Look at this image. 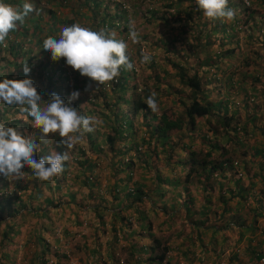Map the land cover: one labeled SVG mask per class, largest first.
Instances as JSON below:
<instances>
[{"label": "rangeland", "instance_id": "1", "mask_svg": "<svg viewBox=\"0 0 264 264\" xmlns=\"http://www.w3.org/2000/svg\"><path fill=\"white\" fill-rule=\"evenodd\" d=\"M22 1L33 2V5L39 4L43 13L48 9L46 0ZM64 1L66 3L64 8L59 6V1H53L49 8L51 10L59 8L63 15L68 18L72 16L76 24L86 26L91 24L92 15L96 12H91L94 9L92 1L81 0L79 1L81 6H77V0ZM95 1L100 3L95 10L100 11L104 4H107L108 13L110 15L116 13L119 16L112 22L114 26L111 31L115 33L116 39L127 43L126 54L134 65L133 71L124 72L122 78L125 81L129 80L139 95H142L145 87L150 95L155 93L159 104L158 110L152 111L154 114L164 110L179 111L180 114L182 108L172 102H177L181 93V99H185L184 103H189V88L180 80L181 69L175 67L176 65L187 67L189 70L194 69L197 78L203 80L205 78L209 80L211 88L216 87L217 91L214 93L217 92L218 96L222 97L228 90L230 98L237 91L224 86L223 76L231 73L234 81L239 80L242 75L255 78V70L261 66L264 68V0L260 3L250 0H229L228 8L234 10L235 18L231 21L221 19V24L217 26V21H210L198 6L196 11L192 6L194 3L187 0H182L176 8L175 3L178 0H125L126 3L124 0H112L117 6L108 3L107 0ZM169 3L174 5L173 8L165 10V5ZM195 4L197 5L196 2ZM121 8L126 10L125 14L121 12ZM145 9L156 10V17L167 11L174 16L173 13L179 9L181 13H189L191 18L190 21L178 24L171 16L167 17L166 13L169 21L164 23L143 12ZM122 16L125 21L121 19ZM181 16L183 18V14ZM44 18L46 16L42 19ZM222 23L226 28L225 35L221 34ZM24 26L30 27L25 24ZM213 28L216 32H209ZM62 29H57L56 35H59ZM130 29L137 32L138 42H133L130 38ZM205 35L208 37L204 38ZM196 36L200 38V45L205 46L206 41L211 45L205 50L199 49ZM30 43L31 40L26 38L24 48ZM33 46L37 49L33 54L40 55L38 47L34 43ZM144 55L150 56L149 62H141ZM217 55H220L218 60L215 58ZM1 57L6 58L5 51L0 52V66L4 65L6 60L16 62L13 57L6 60H1ZM215 60L226 69L223 74L210 68V65L201 66L202 63L209 64ZM34 61L35 58L32 59V63ZM42 62H45L44 58ZM53 62L56 65V61ZM64 66L62 79L54 80L52 76L53 85L46 92L50 97L55 93L65 101L72 92H79L78 99L71 104H74V108H77L80 114L95 118L98 122L92 125L93 132H81L79 135L82 138L71 149L60 144L62 138L58 133H50L45 141H40V149L35 156L45 157L52 151L57 153L67 151L69 158L65 162L64 171L55 177L60 182L57 190L52 188V182L47 188L39 180L30 178L28 167L21 170L25 175L20 178H5L0 174V203L8 200L10 205L7 211H10L12 216L11 219L9 216L2 219L14 225L6 243H2L3 246L0 244V264H147L145 260L156 241L159 248L151 255L153 257L163 254L160 264H264V185L261 190L255 189L252 192H255L253 198L249 192L251 195L247 196L246 204L235 205V202H230V210L222 218L217 210L218 204L215 203L219 192H224L225 189L233 191L231 181L234 178L239 179L241 188L248 184L252 172L256 169V166L251 169V161L255 165L257 163V166L259 164V157H255L254 160L251 158L253 149L264 148V138L258 132L252 137L242 136L237 132V136L233 138L228 128V134L225 135L223 134L225 128L214 124V121L209 120V125L205 121L206 127H215V131L218 132L216 137L210 132L206 135L216 149L211 151L212 157L215 158L211 161L228 159L232 166L231 169L222 172L221 177L215 172L213 179H216L215 182L219 185H212L211 192H203V183L197 185L193 174L185 183L183 182L184 175L192 166L188 161V150L201 157L205 153V148L198 143L199 139L189 141L185 139V131L176 133L171 138L173 160L166 163V153L159 150L155 139H151L146 133L140 114H136L132 117L133 134L125 141L118 140L112 127L103 125L113 119V114L102 107L99 97L94 99V96L98 95L97 89L105 90L104 86L99 88L89 78L81 77L79 72ZM53 70L50 67L51 74ZM185 70V74L190 77L191 71ZM37 71L38 68L35 67L33 74ZM163 71L167 75H164ZM3 72L6 75L15 73L9 68ZM45 72L44 74L50 77V72ZM31 75L32 72H29L26 77ZM65 82L69 85L72 82V88H66ZM122 83L127 95L132 92L131 88H127L129 83ZM33 85L38 86V81ZM209 86L203 85V88L210 91ZM86 88L88 91H85ZM252 88L254 90L251 87L245 90L251 89L248 107L253 108L254 112L242 111L238 105L236 107L239 108V112L232 123L244 124L251 115L257 117L259 115L260 118L256 122L258 128L264 125L263 87L252 85ZM121 91L114 93L109 90L110 93L105 95L112 99ZM214 93L212 92L210 100L214 101ZM49 99L44 97L43 102ZM1 105L6 106V103L0 101V113ZM7 107V113L1 116L2 121L6 119L10 122L17 119L24 124V128L31 129L28 136L35 137L34 134L39 133L40 130L34 126V122L26 119L18 107L17 112L9 105ZM129 108L130 106L120 108V114L126 117ZM232 114L230 110L229 115ZM198 125L202 128V124ZM125 136L129 135L125 132ZM179 138L185 144L174 146ZM142 140L145 144H141ZM60 145L63 147L60 148ZM134 145L138 147L136 153L130 149ZM127 149L129 150L127 154L117 156L114 153L116 150L123 153ZM153 149L156 150V157L152 154ZM197 160H200V157L196 158ZM178 162L185 165L183 172H180L179 165L176 164ZM129 163L132 166L126 167ZM155 169H158V173ZM127 174L130 180L126 181ZM157 174L162 179H175L178 184L175 183L173 189L167 186L171 188L167 190L171 191L163 193L155 202V197L160 195L158 192L156 196L153 191ZM118 180H122L123 183H119ZM133 182L144 185L141 191L146 196L141 198L142 204L137 207L136 204H130L128 210L120 209L118 202L112 200V196L121 197L119 193L122 189L126 191L124 187H127L130 190ZM157 185L161 189L164 186L160 182ZM23 186L25 189L22 190ZM180 186H185L189 194L182 193ZM174 197L176 198L173 199ZM45 198L51 199L52 203L44 204ZM130 201L131 199L128 200ZM188 201L192 203L189 204ZM183 204L186 205V209ZM236 221L241 226H238ZM146 225L149 226V230L145 229ZM211 226L217 228V231L212 233ZM4 229L0 223V235ZM250 248L261 252L262 257L258 260H248Z\"/></svg>", "mask_w": 264, "mask_h": 264}, {"label": "trees", "instance_id": "2", "mask_svg": "<svg viewBox=\"0 0 264 264\" xmlns=\"http://www.w3.org/2000/svg\"><path fill=\"white\" fill-rule=\"evenodd\" d=\"M29 1V0H28ZM81 0H77V6H81L80 2ZM87 1V0H86ZM108 3H114L112 0H107ZM190 1L191 3H194L192 6L193 8H195V10L197 11V6L195 4L196 0H187ZM250 1H256L258 3H260L261 0H250ZM0 2L8 4L13 6L14 8H22L24 2L22 0H1ZM85 2V0H84ZM125 2V0H124ZM182 2V0H178L175 3V8L179 6V4ZM33 2H31L32 4ZM126 3V2H125ZM99 1H95L92 0V5L93 8L91 12H95L94 15H92V22L90 25L87 26V28L93 30V31H98L102 28L107 27L108 29L112 30L113 28V24L112 22L114 20H116L117 18H119V16L114 13L113 15H110L107 11V4H104L103 9H100V11H97L95 9H97L99 7ZM229 0H228V6H229ZM36 9L39 10V14H37V12H32L30 13L26 18L25 21L23 22L25 25L30 26V27H25L24 24L18 25L17 24V32L14 34V40L12 42H9L7 47L4 50H1L0 48V52L1 51H5L6 52V58L5 57H1V60H6L9 57H13L15 59L16 62H8L6 60L5 64L0 66V81H3L5 79H9V80H23V79H30L33 83L35 81H38V86H34L37 90L38 95L41 97V101H44V97H46V99H49V95L46 91L47 89L51 88V86L53 85L51 83V77H49V75L44 76V72H50V67L51 69H54V66L56 67V70H60V66H64L65 64V60L60 59L59 61H56V65L53 62V60L51 59V53L49 52H45L43 49V40L46 39L49 36H53L56 37V30L59 29V27H57L58 25L55 22V15L50 12L47 11L46 12V18L43 21L42 19V15L43 13V9L40 8L38 5H34ZM114 6H117L116 3H114ZM173 4L169 3L167 5H165V10H168L170 8H173ZM125 9L121 8V12L123 14H125ZM143 12L150 14L151 16L155 17L156 19H159V21L161 22H168L169 19L166 18V13L168 14L167 17H172L173 21L180 24L183 21H190L191 16L189 15V13L187 12H183L181 13V11L179 9H176L175 13H173L174 16H172L171 14L168 13V11L164 14L159 15V17H156V10L153 9H145ZM183 14V18L182 15ZM42 19V20H41ZM121 19L123 21L124 17L122 16ZM95 21V23L93 24V22ZM212 22H218L216 24L219 25L221 24V19L218 20H210ZM123 28H125V26H123ZM225 26L222 23V27H221V34L225 35ZM209 32L211 33H215L216 30L213 28L211 30H209ZM204 38H207L208 36H203ZM228 37V36H225ZM28 38L29 40H31V43L29 44V46L27 48H24L25 46V39ZM57 38V37H56ZM19 39V40H17ZM21 39V40H20ZM196 41L198 42V48L201 50H205L208 46H210V42L206 41L205 42V46L200 45V38L199 36L195 37ZM33 43L38 47V53H40V55H34V51L37 50L34 46ZM219 46V45H218ZM221 47V45L219 46ZM231 51H229L230 53ZM127 55V54H126ZM43 56V57H41ZM128 56V55H127ZM220 57V55H217L215 58L216 60H218ZM222 57V56H221ZM35 58V61L32 63V59ZM44 58V63L42 62V59ZM21 60V61H19ZM130 60V58H129ZM212 61L209 64L207 63H202L201 66L204 64V66H208L210 68H214L216 70H218L220 72V74H223L225 72V68L222 67L220 65V62L217 63V61ZM54 63V64H53ZM216 63V64H215ZM215 64V65H213ZM27 66L29 68V72H32L31 77H26L27 75L24 73L23 71V67ZM38 68V71L36 72V74H33V70L34 68ZM178 69H181L180 73H179V78L180 80L183 82V84L185 86H187L189 88V98H188V104L184 103L185 99L182 100V93L180 95H178L179 98H177V102H172L175 104H178L182 110L180 112V114L178 113L179 111H174V110H164L161 111L157 114L152 113V110L147 106L146 104V100L149 97L150 93L148 91V89H146V87L144 88L145 90L142 92V95H139L138 93H136V87H134V85L131 82L125 81L122 78V74L124 72H128L131 73V71H127L123 68V66L121 67V69L119 70V76L116 77L113 81H109L108 83H111V90L115 93V91L117 92L118 90H122L121 92L118 93V95L115 97H113L112 99H108V97L106 96V93H110L109 90L105 92V90H99L97 89V96H94V99L99 97V100L102 102V107L107 111H111V113L113 114V119L112 120H108L106 121L103 125L106 127L111 126L112 127V131L113 133L116 134L118 140H126L129 139L130 136L133 134L131 132V129L133 127L132 125V117L135 116L136 114H140L141 120H142V124L143 127L145 128L146 133L149 134V137L151 139H155L156 144L159 147V150L162 153H166L167 157L166 158V163H170L173 159L171 158V151H172V144H171V138L172 136H174L176 133H179L181 131H185V139L189 140V141H193L196 139L201 138V140H198V143L203 146L202 148H205V153L204 155L198 156L194 151H190L188 150L189 154H188V161L189 163L192 165L191 169H189L187 171V173L184 175L185 179H184V183L188 180V178H190L191 174H193V176L195 177V181L197 185H201V183H203L202 186V190L203 192H211L212 191V185L216 184L219 185V183L215 182V180L213 179V175L215 172H218V174H220L219 177H221V174H223L222 172L227 171L228 168L231 169L232 166V162L230 163V161L228 159L225 160H219V161H211L215 158L212 157V152L213 150H216L215 147L213 145H211L210 141H208L206 135L208 132H210L211 134H213L215 137L218 136V132L215 131V127H206L205 121L206 123L209 125V120L210 121H214V124L220 125L222 128H225L223 130V134H228L227 128L229 129V131H231V134L233 136V138L235 136H237V132H240V134L242 136H250L252 137L253 135H255L256 132H258V134H260L262 136V138H264V125L259 126L258 128L256 127V122L259 120V115L254 116L251 115L250 118L245 120L244 124H234V122L232 123L233 120H235L236 115L239 112V108H237L236 106L239 105L240 110L242 111H253V108H249V100L251 99V97H249V93L252 90H254L252 88V85H259L260 87L262 86V95H263V100H264V68L261 66V68H258L255 70L254 74H255V78H253L252 76H248L246 77L245 75H242L239 80L236 79V81L232 80L233 74L229 73L226 76H223V79L225 81L224 86L227 87V89H236V93L235 95H233L230 98V95L228 94V90L225 92V95L222 97H219L217 92L214 93V91H217L216 87H210L209 85H211L209 83V80L205 79L204 80L202 78H197L196 76V71L194 69L189 70L187 67H178L177 65L175 66ZM255 67H257V65H255ZM6 68H9L11 70H14L15 73L11 74H7L5 72H3V70L5 71ZM191 71V76L188 77L185 73L186 70ZM133 71V70H132ZM46 73V72H45ZM164 75H167V73H165L163 71ZM186 76V77H185ZM246 77V79H245ZM184 78V79H183ZM261 80H260V79ZM263 78V79H262ZM126 79V78H125ZM35 80V81H34ZM260 80V81H259ZM124 82L125 84L129 83V87H127L128 89L131 88L132 92H129V94L127 95V92L125 89L124 84L122 83ZM216 82L219 83V81L216 79ZM214 82V85L215 83ZM212 83V82H211ZM203 85L206 87L209 86L210 91L207 90L205 87L203 88ZM103 86H105L104 84H99L98 87L99 88H103ZM247 87H251L250 90H245V88L247 89ZM212 92L214 93L213 96L215 98L214 101L211 99H209L211 97ZM64 94L67 95V92L64 91ZM106 94V95H105ZM178 93L176 92V95ZM217 95V96H215ZM212 96V97H213ZM156 101L158 102V98L155 96ZM173 100V99H171ZM171 102V101H170ZM237 102V103H235ZM159 104V103H158ZM97 105V104H96ZM71 107H74V104L70 105ZM124 106H130V108L127 111V116H123L120 114V108H124ZM2 107V111L0 113V124L6 126V127H13L16 128L18 130H20L25 136L29 135L30 132V128L26 127L24 128V124L21 123L19 120L17 119H12L10 120V122H7L6 119H4L2 121L1 116L2 114H6L8 111V107L7 104L5 105H1ZM232 107V109H231ZM10 108L13 111H16L17 107L15 105L10 106ZM230 110L233 112L232 115H229ZM17 112V111H16ZM120 114V115H118ZM10 115V114H9ZM23 116L28 119V120H32V118L30 116H28L26 113H23ZM202 120H204V122H202ZM202 124V128H199L200 126L198 125ZM123 125V126H122ZM39 130V129H38ZM125 132L127 133V135L129 136H125ZM88 135V134H87ZM35 137L33 138H37L39 136V133L34 134ZM200 137V138H199ZM184 139V140H185ZM230 139V138H229ZM185 140V141H186ZM37 142L39 144L40 141L37 140ZM60 144L63 145L62 140L59 141ZM141 144H145V142L142 140ZM180 144L181 146H183V143L181 138L177 139L176 145ZM65 146V145H64ZM63 147V146H62ZM60 145V148H62ZM137 146H131L130 149L134 150V152H137ZM187 149H189V147H186ZM123 149V148H122ZM95 150H98L95 148ZM120 150H116L114 151V153L119 156V154H127L129 152V150H125L123 153L119 152ZM152 154L154 157H156V150L153 149ZM200 157V160L196 161V158ZM255 157H259V164L257 166L256 161H254L256 163V165L253 163V161H251V169H254L256 166V169L254 172H252L251 177L249 178L248 184L241 188V185L239 184V179H235L231 181L232 185L234 186L233 191H229L226 190L224 192H219L217 199L215 201V203L218 204V208L217 210L221 213V218L227 213L229 212V204L230 202H235L236 204H246L247 201V196L251 195L250 193H252L255 189L256 190H261V187L264 185V148H254L253 149V153L251 154V158L254 160ZM43 158V156L40 155L39 156H35V159H41ZM179 165V170L180 172H183L185 169V165H183V163H176ZM132 164L129 163L128 165H126V167H131ZM158 173V169H155ZM171 170V169H170ZM187 170V169H186ZM29 177L30 178H34V176L31 173V169L29 170ZM126 181L130 180L129 175L127 174L125 176ZM155 180L157 182L154 183V194H159L157 197H155V202L156 200H158L159 196L162 197L163 193H167L170 192L171 190H167V186H170L172 189L175 187L176 184H178V182L174 179V180H170L167 178L162 179L160 175H156L155 176ZM40 183L43 184V186L45 187H49V184L52 182V188L54 189H58V186L60 184V182L57 180V178H53L52 180L49 181H41L39 180ZM87 182V178L85 183ZM118 182L123 183L122 180H118ZM162 183L164 186L162 187V189L160 188L159 185H157V183ZM165 182V183H164ZM176 183V184H175ZM239 184V186H238ZM122 186V185H120ZM125 186V185H124ZM144 185L142 183H136L133 182L131 184V188L129 190V188L124 187V190L126 191H121V193H119V195L121 197H116V196H112V200L118 202V206L120 209H124V210H128L129 205L130 204H142L141 203V198L145 197V193H143L141 191L142 187ZM47 187V188H48ZM123 187V186H122ZM181 187V186H180ZM169 188V189H171ZM25 189V186H23L22 190ZM114 190V188H113ZM181 191L182 193L184 192L185 194L188 193V189L185 186L181 187ZM250 192V193H249ZM255 193V192H254ZM254 193H252L251 198L254 197ZM176 197H174L173 199H175ZM131 199L130 202H128V200ZM172 199V200H173ZM44 204H51L52 201L47 200L46 198L44 199ZM126 203V204H123ZM187 203L191 204L192 201H188ZM9 202L8 200L4 201L2 204L0 203V223L4 226V230H2L1 235H0V244L2 243H6L8 237L12 234L13 232V227L14 225L11 223H8L9 221H3L2 218L4 217H8L11 219L12 216L10 215L11 212L7 211L9 210ZM184 209H186V205L183 204ZM23 208H25L24 206H22ZM123 207V208H121ZM264 208V207H263ZM3 212H5L6 214H3ZM27 213V212H25ZM215 214V212L213 213V215ZM202 215V214H201ZM204 215V213H203ZM202 215V216H203ZM260 216V215H259ZM142 219V218H141ZM236 223L238 224V226H241V224L238 223V221H236ZM144 227V226H143ZM211 231L212 233L217 231V228H215L214 226H211ZM146 230H149V226L146 225ZM114 230V229H113ZM3 246V244L1 245ZM159 243L158 241L155 242V246L152 247V249H150V255H148V257L146 258L145 262L147 264H160L164 255L163 254H159V255H155L152 257V252L154 250H157L159 247ZM262 257L261 252L250 248L249 252H248V260L252 261V260H258L259 258Z\"/></svg>", "mask_w": 264, "mask_h": 264}, {"label": "clouds", "instance_id": "3", "mask_svg": "<svg viewBox=\"0 0 264 264\" xmlns=\"http://www.w3.org/2000/svg\"><path fill=\"white\" fill-rule=\"evenodd\" d=\"M53 1H59V6L64 8V0H46L47 11L55 15L57 27L63 28L56 37L49 36L43 40V49L51 53L53 61L65 60L66 66L73 71L79 72L81 77H87L95 82L96 86L105 83V90H111V83L119 76V70L123 68L132 71L134 65L126 55L127 43L116 39L115 33L107 27L98 31L87 28L86 25L76 24L70 16L63 15L61 10H51L49 5ZM92 1V0H90ZM198 8L203 11L210 20L226 19L231 21L235 18L234 10L228 8V0H196ZM39 5V4H34ZM31 3H24L22 8H14L11 5L0 2V48L4 50L9 42L14 40L12 31H17V24L23 25L25 18L32 12L39 10ZM40 6V5H39ZM46 13L42 15V18ZM45 18L43 19V21ZM133 42H138V34L135 30L129 32ZM150 56L144 55L142 63L150 61ZM50 72L54 80L62 79L63 68ZM24 73H29L27 66L23 67ZM62 72V74H60ZM47 74H45L46 76ZM70 81V80H68ZM52 83V79H51ZM53 84V83H52ZM65 87L72 88L67 82ZM88 91V88L85 89ZM80 93L72 92L67 101L53 93L47 102H41L33 82L30 79L0 81V101L9 106L15 105L21 113H26L39 129V136H25L20 130L6 127L0 124V174L5 178H20L25 174L22 169L28 167L35 179L49 181L58 177L64 171L65 162L68 160L67 151L57 153L52 151L49 155L37 160L35 154L39 152L40 144L45 141L50 133H58L62 138L63 145L67 149L74 147L82 138L79 135L94 131L92 126L98 121L95 118L80 114L77 108L71 107L72 101L78 99ZM147 106L153 111L158 110L155 93L149 95L146 100ZM43 105V107H42ZM67 138V139H64Z\"/></svg>", "mask_w": 264, "mask_h": 264}]
</instances>
